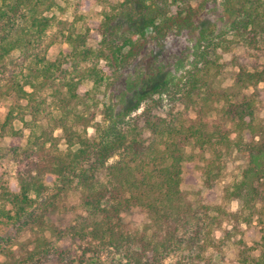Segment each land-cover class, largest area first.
I'll return each mask as SVG.
<instances>
[{
  "label": "trees",
  "instance_id": "16d2710c",
  "mask_svg": "<svg viewBox=\"0 0 264 264\" xmlns=\"http://www.w3.org/2000/svg\"><path fill=\"white\" fill-rule=\"evenodd\" d=\"M57 5L0 0V99L12 100L0 136L19 135L15 120L28 130L9 152L14 186L0 176V264H46L45 233L77 254L59 264L103 253L116 256L113 264H161L171 254L178 264H213L217 234L233 238L235 264H264V118L254 95L242 93L264 85V0H104L96 49L87 47L88 24L57 20ZM183 33L185 57L164 65L149 44ZM236 49L245 56L234 60L232 86H214ZM144 50L152 59L127 71ZM14 57L21 61L6 72ZM83 81L91 87L79 93ZM187 146L201 154L198 165L189 167ZM233 153L245 158L239 178L225 185L221 203L205 204L202 193ZM58 187L77 196L63 206L71 218L61 228L52 220L58 206H42ZM133 209L144 216L139 225L124 217ZM21 223L37 232L2 236Z\"/></svg>",
  "mask_w": 264,
  "mask_h": 264
},
{
  "label": "rangeland",
  "instance_id": "374dc122",
  "mask_svg": "<svg viewBox=\"0 0 264 264\" xmlns=\"http://www.w3.org/2000/svg\"><path fill=\"white\" fill-rule=\"evenodd\" d=\"M119 1V0H111ZM104 0H58V5L53 9V15L57 20H74L76 25H79L81 22L87 23L90 27V38L87 42V47L90 49H96L99 42V35L97 32V26L101 21V12L103 10ZM55 27H53L47 34V36L42 41L46 43L51 37L52 32ZM188 35L183 33L181 35L168 34L164 39L160 41L159 44L150 43V50H155L158 60L164 65H174L175 62L181 58L183 59L186 55V47L188 45ZM63 49L62 45H56L50 48L48 52L49 58H54L60 50ZM235 51V50H234ZM224 57V62L221 63L224 65V70L221 74L215 79L216 87H222L224 89L232 86L234 78V60L238 57L239 61L242 62L244 52L239 49H236V52ZM152 59L149 58L147 50L143 51L138 57L137 62H132L128 67L127 71H132L134 66H143ZM241 59V60H240ZM20 58L14 57L7 61L6 72L12 69L14 64L20 62ZM247 61V60H245ZM246 63V62H244ZM247 64V63H246ZM261 68H264V59L259 61ZM131 70V71H130ZM91 83L88 81H83L78 88L79 93H83L89 90ZM246 96L254 95L256 99V114L260 118H264V85L259 83L256 87H249L242 91ZM11 99H0V124L3 121V118L11 104ZM100 117L97 116L96 121H100ZM12 126L15 130L19 131L17 137L11 136L9 132L4 133L0 136V176L7 179L11 187L14 186L13 171L14 166L10 158V149L16 146H20L24 143L26 136L28 135V130L25 129L21 122L18 120L13 121ZM91 133V130L88 131ZM61 149H64L63 145H60ZM185 153L193 157V162L189 164V167L192 165H198L200 161L199 151L193 149L190 146L185 148ZM208 154L205 153L203 158H207ZM221 177L213 184L210 189L204 190L202 193V201L208 205L219 204L222 201V193L225 185L237 180L239 178L240 172L245 166V158L242 154L233 153L229 157L225 158L221 164ZM197 170L193 171V174L189 175L185 179L184 187L194 183L195 176H197ZM43 209L50 210L51 203L57 205L55 214L52 216V220L56 226L61 228L66 224V222L71 218L69 213H65L66 208L64 205L70 206L75 205L77 202V196L74 192L68 190L66 194L60 191V187L53 188L43 199ZM228 207L231 210H235L237 205L235 202H230ZM125 219L130 222L132 225H139L143 222L144 216L142 212L137 209H133L124 215ZM248 236H252V231L246 229ZM36 228L32 226H25L24 223L11 225L8 228L4 229L2 236L6 238H15L18 240L31 237L36 233ZM45 236L50 242V249H52V258L46 262V264H59L58 259L63 260H73L76 259L77 254L74 252L73 246L65 239H57L54 236H50L48 233H45ZM219 237V244L221 245L219 250H209V256L213 264H235V252L236 246L234 244L233 238L225 239L223 234H217ZM219 251V252H217ZM60 255V256H59ZM59 256V257H58ZM116 261V256L113 254H101L97 260L93 259L92 261L87 262L86 264H113ZM180 262L178 254H171L165 258L161 264H178ZM62 264V262L60 263ZM71 264H76L71 263Z\"/></svg>",
  "mask_w": 264,
  "mask_h": 264
}]
</instances>
